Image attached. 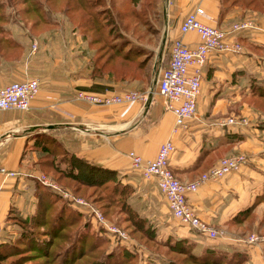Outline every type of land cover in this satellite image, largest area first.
Listing matches in <instances>:
<instances>
[{
    "label": "crops",
    "instance_id": "0c3cea01",
    "mask_svg": "<svg viewBox=\"0 0 264 264\" xmlns=\"http://www.w3.org/2000/svg\"><path fill=\"white\" fill-rule=\"evenodd\" d=\"M156 6L159 27L166 26L168 45L177 36L189 45L198 42L195 32L178 33L183 16L195 6L203 10L199 20L219 30L226 31L242 20H250L254 26L230 35L240 44L239 52L208 55L201 67L194 116L176 133L171 132L172 114L164 108L156 88L146 103L135 101L106 108L72 99L76 89L89 90L93 83L115 92L141 88L142 84L148 90L152 85L151 67L144 83L141 79L94 80L88 50L73 32L60 26L58 31L34 35L26 27H16V31L9 26L24 51L16 61L0 60V86L34 77L38 91L27 110L0 111V220L4 222L11 205L23 214L34 210L36 176L42 173L36 165L39 150L34 147V138L49 134L68 153L115 170L120 181L131 186L130 202L155 228L157 238H184L193 251L200 253L205 247L216 251L236 248L252 264H261L263 243L237 241L247 228H255L257 221L234 222L233 217L264 194V114L250 102L252 87L264 81V0H158ZM31 43L35 44L32 52ZM167 60L156 66L163 67ZM229 115L245 116L247 124H216L218 118ZM165 140L173 145L169 168L182 182L194 181L222 156H244V163L236 171L201 182L185 196L199 218L222 231L221 235L206 238L172 218L155 182L142 179L130 169L128 151L151 159ZM261 208L262 203L257 204L253 213ZM1 236L0 241L4 240Z\"/></svg>",
    "mask_w": 264,
    "mask_h": 264
},
{
    "label": "trees",
    "instance_id": "16d2710c",
    "mask_svg": "<svg viewBox=\"0 0 264 264\" xmlns=\"http://www.w3.org/2000/svg\"><path fill=\"white\" fill-rule=\"evenodd\" d=\"M43 1L46 5L45 7H42L41 3L36 0L33 1L30 9L24 8L21 11L22 13H28L30 11L33 14V16L29 18V24H21V26L26 27L28 31L34 35L41 34L45 31H58V28L63 26L61 20H59V23H57V20L56 23L51 20L53 17H56L54 10H51L52 8L48 5V1L52 0ZM67 1H71L72 5H69ZM128 3L134 9V11L131 10L133 13L131 11L129 12V15H133L135 18L139 16L146 19L148 13L154 11L157 0H128ZM101 4L102 0H65L62 2L59 7L60 10L57 13L67 16V22L72 24L73 21L69 18L70 15L68 12H72L73 10L77 11L76 14L79 23H77V25L86 31L85 39L82 38V40L86 41L85 43H88L92 47L89 52V63L91 65V76L94 80H102L103 77H105L106 80L119 82L141 79L140 77L145 72L146 64L141 56V53H143V48L141 46L124 41L122 42L123 45L126 46L124 50H122L123 45L121 42H116V44L108 43L106 47L104 45L105 40L101 38L104 42L102 41L101 44H98V46L94 48L93 43L100 40V31L105 26L106 21L109 23L111 18L108 13V7H102ZM117 18L119 19L120 16ZM144 21L146 22V20ZM9 26V24H0V60L16 61L23 53L24 46L17 38L11 35ZM106 48H108L110 52H105L104 50ZM139 56L141 57L136 58ZM105 87L106 86L103 84L93 83L89 90L102 92ZM252 88L253 97L250 100L251 105L261 114H264V81L256 82ZM34 143V147L39 150L36 165L42 172H47L53 176L56 181L61 182L63 185H67L75 195H87L86 192H88V189H90V193H92L94 189L99 190L101 194L99 197L103 199L99 207L105 214L115 209V213H120L122 215L121 219L123 223H125L127 227H131L129 231L131 236L139 233L140 238L165 248V252H153V255L157 256H152L154 259L147 261V264L245 263V254L236 248L216 251L212 247H205L204 251L200 253L193 251L184 238H172L169 236L162 242L158 241L155 238V228L130 202V197L132 195L131 186L122 183L115 170L89 164L76 155L68 153L61 146L60 142L49 134L35 135ZM58 153L60 154L59 158L55 161V157H57ZM35 197V208L31 213L23 214L12 205L8 208L4 223L21 226L24 234L22 235V240L17 239L15 242H6L8 240L0 241V259H3V257L12 250L17 249L18 244H16V242L20 243V245L34 242V233L31 232V230L25 232L27 225L30 223H35V225H46L51 230V233H53V236H55L56 234L59 235V233L63 234L64 232L62 231L65 227H70L74 225L73 222L79 221V213L67 207L66 202V207H64L63 200L59 195L50 188L41 185L38 181H35ZM57 203L60 204L59 207L56 206V210L49 214L52 204L54 206ZM259 203H262V209L257 218L256 228L264 229V194L257 196L253 205L239 211L233 217V221L243 222L244 220H251L252 215L254 217L253 209ZM63 209L67 210L69 214L68 218L70 219L62 217L61 212ZM61 237L62 236H59V238ZM19 241H25V244ZM90 241L89 233L83 228L76 226L69 240L66 242V246L58 250L59 254H56L53 262L55 264H75L85 256L86 259L93 257L95 260L96 258L99 262H86L84 264H123L119 260L109 258L112 256H102L101 254L97 257L92 256L91 254H93V250L97 246H95L94 241ZM81 243L84 244V247ZM38 249L37 246L33 248V250L39 251ZM85 249L86 252L83 251ZM117 254L121 260H125L126 262L134 256L132 253L122 248H119Z\"/></svg>",
    "mask_w": 264,
    "mask_h": 264
},
{
    "label": "built area",
    "instance_id": "2783aa9c",
    "mask_svg": "<svg viewBox=\"0 0 264 264\" xmlns=\"http://www.w3.org/2000/svg\"><path fill=\"white\" fill-rule=\"evenodd\" d=\"M202 15V8L195 6L183 16L178 25V33L182 35L190 31L195 32L198 42L195 45H189L183 42L180 36L171 39L166 65L158 67L156 75H152L150 82L152 85L149 86L146 95L130 88L118 92L107 89L102 92L76 89L72 99L82 105H97L106 108L111 105L135 101L146 103L149 100L148 95L153 93L152 86L154 85L156 93L163 100L164 108L172 114L171 132L176 133L179 129L185 128L186 123L195 113L196 99L200 92L201 67L208 55L212 52H239L240 44L230 39V35L254 27L250 20H242L233 23L228 30L223 31L215 26L202 23L199 20ZM34 50L35 44L31 43L30 51ZM37 91L38 80L34 77L12 81L0 86V111L27 110ZM215 122L221 127L234 124L245 125L247 118L229 115L220 117ZM172 151L173 145L170 140L161 142L151 159H144L130 150L127 152L129 167L138 172L142 179H152L155 182L172 218L206 238L213 239L221 235L222 231L214 229L213 226L199 218L194 209L187 204L185 196L188 192L195 191L201 182L217 180L225 174L236 171L244 163V156L241 154L222 156L217 159L214 165L200 173L194 181L182 182L173 175L169 168L168 160ZM36 178L42 184L55 189L71 205L80 209L84 207L91 220L102 226L112 239L120 242L127 239L125 231L108 222L98 210L92 208L83 199L73 196L67 190L60 189L43 173L38 174ZM1 229L0 221V232ZM244 241L248 244H264V233L250 232L244 236Z\"/></svg>",
    "mask_w": 264,
    "mask_h": 264
},
{
    "label": "rangeland",
    "instance_id": "374dc122",
    "mask_svg": "<svg viewBox=\"0 0 264 264\" xmlns=\"http://www.w3.org/2000/svg\"><path fill=\"white\" fill-rule=\"evenodd\" d=\"M36 1V0H33ZM32 0H0V24H9L12 25L14 30L17 31L16 27L23 28L21 24H29L31 16L33 14L29 11L28 13H22V9L29 8L33 4ZM42 7H45V3L43 0H38ZM65 0H52L48 1V5L51 10H54V14L56 17H53L51 20L56 23H59V20H61L62 28H67V30H70V32H73L77 35L78 39L80 41H83V44L85 46L87 55L89 57V52L92 49V47L85 43L86 41L82 40V38L85 39V29L80 28L78 23V16L77 11L68 12L70 15L69 18L73 21L72 24L67 22V16L60 15L59 7L61 6L62 2ZM32 2V3H31ZM158 2V0H157ZM69 5H72L71 1H67ZM157 5V3H156ZM155 5L154 11L152 13H148L146 16V19L144 17L138 18L133 15H129V12L131 10L134 11L133 7L128 3V0H102V7H108V13L110 18L109 23H107L103 27V29L100 31V37L98 42H94L93 46L94 48L98 46V44H101L103 40H105V46L107 47L108 43H114L116 42H124L128 41L132 43L133 45L136 44V42L141 43V47L143 48V53H141V56L144 59L145 64V72L143 75H141V82H145V79L148 75V70L151 67V75H156L158 70V65L156 66V63L159 61L168 59V43L166 41L165 33L166 26L163 25L159 27L158 18L159 15L157 14L158 6ZM48 6V7H49ZM133 11H131L133 13ZM53 12V11H51ZM120 18L118 19L117 17ZM72 17V18H71ZM146 20V22L144 21ZM142 23V24H141ZM145 23V24H144ZM76 24V26H75ZM79 24V23H78ZM109 24V25H107ZM146 27H145V26ZM109 30V33H108ZM103 40H102V39ZM123 45V43H122ZM120 45V46H122ZM119 46V48H120ZM126 49V46H122V50ZM103 51V50H101ZM105 52H110L108 48L104 50ZM134 52V51H133ZM138 54V53H137ZM136 57V58H140ZM152 77V76H151ZM154 88V85L152 86ZM152 88V90H153ZM134 89L136 91H140L143 94H147V90L145 88V84L141 85V88H130ZM141 89V90H140ZM154 93V91H153ZM59 153L57 154V157H55V161L59 158ZM48 179H50L52 182H54L60 189H64L69 191L73 196L79 197L83 199L86 203H88L92 208H95L98 210L103 217L113 225H115L118 229L123 230L127 234V239L124 241H118L111 238L109 234H107L102 226L96 224L91 220L90 215L88 212L85 211L84 207L83 209L77 208L73 205H71L66 198L64 199L59 193L55 191V189L46 186L42 184L39 180V182L53 190L56 194L59 195V197L63 200V206L69 207L70 209L74 210L75 212L79 213V221L73 222L74 225L70 227H65L62 232L63 234L59 233V235L53 236V233H51V230L46 225H35V223H30L27 225V229H25V232L27 230H31V232L34 233L33 241L30 243H26V245H20V243L16 242L18 244L17 249L12 250L9 254L5 255L3 259H0V264H55L53 262L54 257L58 253V250H60L62 247L66 246V242L69 240L70 235L73 233L76 226L79 228H83L89 233V239L90 242H95V249L93 250L92 256H98V255H105V256H112L109 257L110 259L113 258L114 260H119L123 264H147V261L154 259L152 256L153 252H165V248L156 244H153L149 241H146L142 238H140V234L137 233L134 236L130 235L129 231L131 227H127L125 223H123L121 219L120 213H115L114 211L107 212L105 214L99 206H101L102 200L101 194L99 190L94 189L92 193H90V189H88L87 195H75L71 192V189L67 185H63L61 182L56 181L53 176L48 174L47 172H42ZM66 202V204H65ZM60 204H55L49 211V214L56 210V206L59 207ZM77 206V205H76ZM262 209V208H261ZM261 209L258 210L259 213H253L254 217L252 215V219L257 221V218L260 215ZM62 217L68 218L69 214L66 209H63L61 212ZM70 219V218H68ZM76 221V220H75ZM2 230H1V237L4 240H8L6 242H15L17 239L22 240V235L24 234L22 232L23 228L17 224H9L2 222ZM253 230V231H252ZM250 232H257V233H264V229L260 228H252L251 226L245 230V232L242 233V235L238 238L239 242L247 244V242L244 241V236ZM58 236V237H56ZM59 236H62L59 238ZM155 238L162 242L166 240V238ZM23 242V241H19ZM25 244V241L23 242ZM82 244V243H81ZM255 245V244H251ZM22 246V247H19ZM38 247L39 251L33 250V248ZM84 247V244H82ZM86 248V247H85ZM119 248L125 249L128 252L132 253L134 256L133 258H130L128 262L125 260H121L118 256ZM86 252V249L83 250ZM88 251V250H87ZM262 251L264 249L262 248ZM87 255V254H86ZM19 256V257H18ZM86 262H99L93 257H89L86 259L85 256H83L80 260H78L75 264H84ZM244 264H252L251 261L247 258L245 255V263ZM261 264H264V259L261 261Z\"/></svg>",
    "mask_w": 264,
    "mask_h": 264
},
{
    "label": "water",
    "instance_id": "95a60500",
    "mask_svg": "<svg viewBox=\"0 0 264 264\" xmlns=\"http://www.w3.org/2000/svg\"><path fill=\"white\" fill-rule=\"evenodd\" d=\"M152 79V78H151Z\"/></svg>",
    "mask_w": 264,
    "mask_h": 264
}]
</instances>
